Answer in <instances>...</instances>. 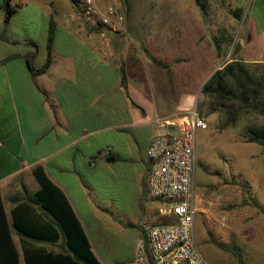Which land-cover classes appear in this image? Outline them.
Listing matches in <instances>:
<instances>
[{"label":"crops","instance_id":"obj_1","mask_svg":"<svg viewBox=\"0 0 264 264\" xmlns=\"http://www.w3.org/2000/svg\"><path fill=\"white\" fill-rule=\"evenodd\" d=\"M23 1L9 0L14 12L6 24L0 9V197L7 221L12 197L22 196L23 187L38 188L32 168L40 165L80 224V207L119 221L116 232L126 230L121 238L131 245L130 264L138 222L144 211L153 213L142 202V179L148 142L168 128L157 119L189 110L214 70L213 41L205 53L198 44L206 20L198 7H175L159 11L153 21L144 18V8L125 0L123 22L99 35L69 0L60 7L54 0H28L45 20L39 44L21 34L30 27V15L23 13V23L16 24ZM49 21L54 24L50 63L33 74L27 56L33 68L43 65ZM249 26L239 42L240 58L264 62V56L248 51L264 47V30L254 21ZM119 178L124 197L113 185ZM98 222L109 230L105 220ZM10 235L22 264L19 239L12 229ZM30 242L51 251L63 247L61 239Z\"/></svg>","mask_w":264,"mask_h":264},{"label":"rangeland","instance_id":"obj_2","mask_svg":"<svg viewBox=\"0 0 264 264\" xmlns=\"http://www.w3.org/2000/svg\"><path fill=\"white\" fill-rule=\"evenodd\" d=\"M61 1L54 0L58 7L62 6ZM133 1L136 7L144 8V18L153 21L160 18L158 13L163 9L198 7L206 20L204 29L198 31V44L202 45L199 50L209 52L213 41L214 69L232 57H240L239 42L245 38L251 21L264 30V0H199L201 8L193 0V5L189 0ZM124 2L99 1L114 5L120 12L127 5ZM34 9L28 0H24L15 21L21 24L25 19L23 13L30 15V27L22 29L21 34L34 36L41 44L45 20ZM170 51L174 52L173 48ZM248 51L253 56H264V47ZM206 102L207 99L198 92L189 108L206 122V128L198 129L195 138L196 243L213 264H264V152L259 145L246 141L242 131L246 125L260 123L262 118L243 113L235 123H222L223 114L208 112ZM119 180L113 185L124 197L126 187ZM110 188L113 189L111 183ZM78 211L96 257L103 264H126L131 245L121 238L126 230L116 232L119 221L105 212L98 216L84 207ZM99 218L106 221L109 230L102 229Z\"/></svg>","mask_w":264,"mask_h":264},{"label":"trees","instance_id":"obj_3","mask_svg":"<svg viewBox=\"0 0 264 264\" xmlns=\"http://www.w3.org/2000/svg\"><path fill=\"white\" fill-rule=\"evenodd\" d=\"M69 1L78 8V0ZM193 1L201 8L199 0ZM0 9L3 10V23L6 24L14 7L9 0H1ZM53 32L54 24L49 21L43 65L33 68L30 56H27L31 73H42L48 67ZM214 46L218 51L216 41ZM151 60L165 66L152 56ZM199 92L207 99L208 112L223 114L222 123H235L243 113L262 118L260 123L246 125L242 131L246 141L259 145L264 152V62L250 63L240 57H232L212 71ZM32 174L38 188L28 191L23 187L22 196L12 197L9 222L0 197V264H20L17 248L10 235L11 229L19 239L22 264H101L63 193L46 176L42 166L33 167ZM58 239L63 244L58 251L35 247L30 242H55Z\"/></svg>","mask_w":264,"mask_h":264},{"label":"built area","instance_id":"obj_4","mask_svg":"<svg viewBox=\"0 0 264 264\" xmlns=\"http://www.w3.org/2000/svg\"><path fill=\"white\" fill-rule=\"evenodd\" d=\"M78 15L99 35L124 20L114 5L98 0H78ZM157 123L168 128L154 133L148 142L142 179V202L151 205L153 213L149 217L144 211L138 222L140 234L130 264H212L194 235L195 138L206 122L189 110Z\"/></svg>","mask_w":264,"mask_h":264}]
</instances>
